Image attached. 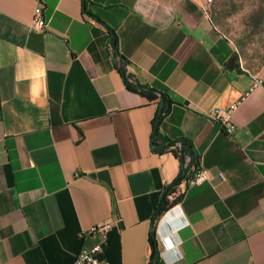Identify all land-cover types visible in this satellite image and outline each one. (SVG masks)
Masks as SVG:
<instances>
[{"label": "crops", "instance_id": "obj_1", "mask_svg": "<svg viewBox=\"0 0 264 264\" xmlns=\"http://www.w3.org/2000/svg\"><path fill=\"white\" fill-rule=\"evenodd\" d=\"M87 1L89 15L82 0H0V264H71L102 222L109 264H149L151 232L155 264H264V83L202 0ZM120 61L172 99L159 133L209 172L156 219L180 162L151 150L156 105L127 90ZM243 96L227 135L207 114Z\"/></svg>", "mask_w": 264, "mask_h": 264}, {"label": "rangeland", "instance_id": "obj_2", "mask_svg": "<svg viewBox=\"0 0 264 264\" xmlns=\"http://www.w3.org/2000/svg\"><path fill=\"white\" fill-rule=\"evenodd\" d=\"M202 2L205 11L204 0ZM205 13L219 33L231 43L243 68L254 76V82L261 81L257 86L262 85L264 0H212Z\"/></svg>", "mask_w": 264, "mask_h": 264}, {"label": "trees", "instance_id": "obj_3", "mask_svg": "<svg viewBox=\"0 0 264 264\" xmlns=\"http://www.w3.org/2000/svg\"><path fill=\"white\" fill-rule=\"evenodd\" d=\"M82 1L84 4L83 7L85 9V14L89 15L90 12L89 9H92L91 7H94V5L87 0H82ZM95 19L103 24L101 19H97L96 17ZM107 28L110 33V41H111V48L113 51V55L119 56L118 48H117V38L114 29L109 27ZM238 59L239 56L236 53V60ZM125 65L126 64H124L123 62L121 63L120 61L117 70L121 74L127 90L141 95L142 97L147 99L149 103L156 105V112L151 122L152 125V133H151V141H150L151 150L158 155L164 154L166 152H170L180 162V170L177 178L182 176L183 179H187L188 177L191 176L189 174V168L193 167V169L195 170L199 165L198 156L193 151L190 142L184 139L179 141H169L159 133L160 124L163 118L165 117V115L169 113L170 108L174 102L167 94L161 93L153 88L141 86L139 84L131 82L129 77L126 75L125 69L123 68L122 70V66L124 67ZM176 179L172 181L171 184L165 186L163 193L166 191V195L161 204V207L159 209L157 208L155 212V216H154L155 219L160 217L164 212H166L169 208L173 206L174 203H169L167 201V194L173 191L174 188L177 186L175 182ZM149 245L151 248V260L149 264H155L157 260V251H156L155 239L152 232L149 238Z\"/></svg>", "mask_w": 264, "mask_h": 264}, {"label": "built area", "instance_id": "obj_4", "mask_svg": "<svg viewBox=\"0 0 264 264\" xmlns=\"http://www.w3.org/2000/svg\"><path fill=\"white\" fill-rule=\"evenodd\" d=\"M211 1L212 0H204L205 11L210 6ZM42 9L43 7L38 4L33 10V16L29 26L30 31L32 32L41 33L45 29ZM258 83H261V81L256 80L252 88L256 87ZM244 99L245 96L241 97L239 101L232 104L226 110L217 109L210 111L207 116L210 120L219 123L224 133L231 135L235 129L231 116ZM220 179L222 180L223 177L220 176ZM208 180V170L204 169L201 165H198L190 177L183 179L173 191L167 194V201L174 204L165 212V215L175 208H180V202L190 188L200 186ZM110 227L111 225L109 223L102 222L97 223L90 227L87 231H84L82 233L83 235L95 237L97 242L92 244L90 247H82L71 264H109L106 261H102L100 259V255Z\"/></svg>", "mask_w": 264, "mask_h": 264}, {"label": "water", "instance_id": "obj_5", "mask_svg": "<svg viewBox=\"0 0 264 264\" xmlns=\"http://www.w3.org/2000/svg\"><path fill=\"white\" fill-rule=\"evenodd\" d=\"M122 70H123V66H122ZM183 179V177L181 176V177H178L177 179H176V184H178L181 180ZM165 195H166V191L162 194V196H161V198H160V201H159V204H158V209L161 207V204H162V202H163V200H164V198H165Z\"/></svg>", "mask_w": 264, "mask_h": 264}, {"label": "bare ground", "instance_id": "obj_6", "mask_svg": "<svg viewBox=\"0 0 264 264\" xmlns=\"http://www.w3.org/2000/svg\"><path fill=\"white\" fill-rule=\"evenodd\" d=\"M212 2V1H211Z\"/></svg>", "mask_w": 264, "mask_h": 264}]
</instances>
